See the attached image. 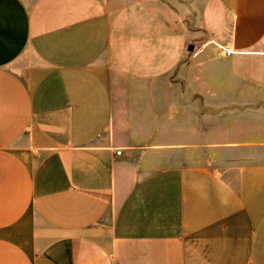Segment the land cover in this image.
Returning <instances> with one entry per match:
<instances>
[{"label": "crops", "instance_id": "0c3cea01", "mask_svg": "<svg viewBox=\"0 0 264 264\" xmlns=\"http://www.w3.org/2000/svg\"><path fill=\"white\" fill-rule=\"evenodd\" d=\"M0 264H264V0H0Z\"/></svg>", "mask_w": 264, "mask_h": 264}, {"label": "built area", "instance_id": "2783aa9c", "mask_svg": "<svg viewBox=\"0 0 264 264\" xmlns=\"http://www.w3.org/2000/svg\"><path fill=\"white\" fill-rule=\"evenodd\" d=\"M225 53L230 54V53H232V51L230 49H227V50H225ZM117 153L120 154V151H117Z\"/></svg>", "mask_w": 264, "mask_h": 264}]
</instances>
